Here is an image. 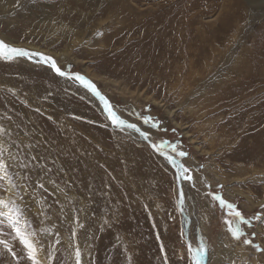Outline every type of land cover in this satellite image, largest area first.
Here are the masks:
<instances>
[{
  "label": "rangeland",
  "instance_id": "1",
  "mask_svg": "<svg viewBox=\"0 0 264 264\" xmlns=\"http://www.w3.org/2000/svg\"><path fill=\"white\" fill-rule=\"evenodd\" d=\"M126 2L134 12L133 17L123 14L120 26L125 31L120 32L114 31L120 20L110 14L78 26V13L73 9V19L57 20L55 0L31 7V12L25 9L27 0H20L16 6L26 10L25 15L17 16L16 1L0 9V22H7L0 28L3 34L47 51L41 53L52 57L66 73L57 76L39 57L0 61V89L15 93L11 96L0 90V108L15 110L24 121L20 129L14 124L12 128L8 122L15 123L13 118L0 116V162L6 165L14 189L10 197L7 184L0 180V199L15 202L21 227L35 233L30 239L37 247L41 264H76L77 248L80 264H89L91 252H98V259L105 264H125L129 254H134L135 262L128 264H194L192 257L201 243L207 250L203 264L223 263L220 255L225 250V256L229 254L227 257L235 264H264V72L250 70L245 73L246 87L235 84L215 100L207 102L201 95L204 87L211 88L213 77L224 76L225 70L240 61L254 67L264 63V0ZM171 13L176 16L174 20ZM134 23L137 27L131 26ZM207 31L211 36L206 35ZM65 51V59L56 57ZM7 70L28 86L20 90L9 85ZM76 75L91 82L117 115L135 124L152 145L159 146L163 141L169 146L154 150L127 127L114 126L102 103L75 79ZM31 82L45 83L49 89L43 94L35 93L29 87ZM7 98L13 100V105ZM31 110L36 113L29 115ZM146 117L151 118L149 123L144 122ZM39 124L40 128H36ZM226 133L235 138L230 142L234 145L229 158L222 149ZM16 139L24 143L23 150L20 159L11 161L8 158L16 156ZM170 145L187 155L177 156ZM158 153L188 168L192 180H178L177 170ZM14 165L21 168L16 177L14 170L18 168ZM181 191L182 210L178 204ZM214 195L234 204L248 221L241 225L244 235L240 240L228 232L225 221L232 216L212 198ZM0 232V240L9 241L16 253L13 258L0 244V264H31L27 250L3 217ZM245 239L252 243L245 244ZM104 255L105 260L100 259Z\"/></svg>",
  "mask_w": 264,
  "mask_h": 264
},
{
  "label": "bare ground",
  "instance_id": "2",
  "mask_svg": "<svg viewBox=\"0 0 264 264\" xmlns=\"http://www.w3.org/2000/svg\"><path fill=\"white\" fill-rule=\"evenodd\" d=\"M12 1H16V4L14 5V7H15V12H16V14H17V16H18V14H20V15H25V11L27 10V11H29V12H31V11H33L32 10V8L31 7H36L37 8V5H42L44 2H46V1H48V0H27V3L25 4V5H27L26 7H25V9L26 10H24V11H22L19 7H17L16 5L18 4V0H0V9H2V8H6L7 6H9L11 3H12ZM20 1V0H19ZM26 1V0H25ZM127 0H55V3H56V7L58 8V10L56 11V13H54V14H56L58 17H56L55 19H57V20H64V19H68V20H71V19H73L74 18V16H75V14H74V11L75 12H77L78 14H76L78 17H77V25L78 26H80V25H88V22L89 21H91V20H94V19H99L100 17H102V16H104V15H106V14H110L111 16H112V18H114L115 20H120L119 21V25H118V28H112V30L114 29V31L116 30H119V32L120 31H122V30H124L125 31V29H124V27H121L120 25L122 24V22H123V17H124V19H125V16L123 15L125 12L127 13V14H131V16L133 17V10L131 9V7H129L128 5H126L125 3H127L126 2ZM134 1V0H133ZM145 1V0H144ZM185 1V0H184ZM192 1V0H191ZM23 2V1H22ZM136 2V1H135ZM138 2H140V1H138ZM179 2V1H178ZM187 3V2H186ZM193 3V2H192ZM127 4H129V3H127ZM158 4V3H157ZM156 4V5H157ZM163 4V3H162ZM161 4V5H162ZM21 5V4H20ZM132 7H133V5L132 4H130ZM146 5V4H145ZM177 5V4H176ZM188 5H189V3H188ZM159 6V5H158ZM181 6V5H180ZM138 7H139V5H138ZM152 7V6H151ZM154 7H156V6H154ZM199 7V6H198ZM141 8V7H140ZM147 8V7H146ZM145 8V9H146ZM153 8V7H152ZM151 8V9H152ZM158 8V7H157ZM161 8V7H160ZM164 8V7H163ZM166 8V7H165ZM169 8V7H168ZM177 8V7H176ZM192 8V7H191ZM74 9V11H72ZM135 9H137V8H135ZM139 9V8H138ZM155 9V8H154ZM42 10L43 9H40V12H42ZM160 10V9H159ZM165 10V9H164ZM170 10V9H169ZM177 10V9H176ZM179 10V9H178ZM177 10V11H178ZM187 10V9H186ZM185 10V11H186ZM149 11H151L152 12V10H149ZM163 10H161L160 12H162ZM182 11V10H181ZM188 11V10H187ZM147 12V11H146ZM150 12V13H151ZM173 12H175V9H174V11H173V9H172V13ZM180 12V11H179ZM140 13V12H139ZM153 13V12H152ZM151 13V14H152ZM170 13V12H169ZM172 13H171V16L170 17H172ZM177 13V12H176ZM143 14V13H142ZM147 14H149V12L147 13ZM151 14L149 15V17L151 16ZM161 14V13H160ZM159 14V15H160ZM168 14V13H167ZM175 14V13H174ZM179 15L181 14V13H178ZM178 14H176V15H178ZM141 15V14H140ZM139 15V16H140ZM154 15V14H153ZM184 15V14H183ZM182 15V16H183ZM187 15V14H186ZM192 15V14H191ZM127 16V15H126ZM162 16V15H161ZM161 16H159V17H161ZM194 15H192V17H193ZM146 17V16H145ZM156 17V16H155ZM165 17H166V15H165ZM169 17V18H170ZM173 17H176V16H173ZM172 17V18H173ZM184 17V16H183ZM187 17V16H186ZM44 18H46V17H44ZM134 18L136 19V17L134 16ZM139 18V17H138ZM161 18H163V16L161 17ZM161 18L160 19H158V21L159 20H161ZM191 18V17H190ZM127 19V18H126ZM134 19V20H135ZM140 19V18H139ZM139 19H136V20H139ZM142 19H144V18H142ZM152 19V18H151ZM156 19V18H155ZM177 19H179V17L177 18ZM128 20H130V19H128ZM147 20V19H146ZM173 20H174V18H173ZM180 20V19H179ZM198 20V19H197ZM20 21H22V20H20ZM140 21H141V19H140ZM140 21H138V22H140ZM144 21V20H143ZM150 21V20H149ZM156 21V20H155ZM157 21V22H158ZM169 21V20H168ZM185 21V20H184ZM45 22V21H44ZM57 22H59V21H57ZM154 22V21H153ZM157 22H155L154 24H156ZM164 22V21H163ZM171 22V21H170ZM176 22H178L177 20H176ZM2 23V24H1ZM62 23V22H61ZM141 23H143V22H141ZM149 23V22H148ZM162 23V22H161ZM172 23H173V21H172ZM171 23V24H172ZM180 23V22H179ZM199 23V22H198ZM46 24V23H45ZM118 24V23H117ZM131 24V23H130ZM136 23H134V24H132L131 26H133V27H135L136 25H135ZM158 24V23H157ZM157 24H156V26H157ZM164 24V23H163ZM167 24V23H166ZM170 24V25H171ZM174 24H175V21H174ZM178 24V23H177ZM181 24V23H180ZM4 25H7V22H0V28L2 29L3 27H4ZM123 25V24H122ZM140 25H142V24H140ZM149 25V24H148ZM147 25V26H148ZM152 25V24H151ZM176 25V24H175ZM197 26L196 27H198V24H196ZM13 26L15 27V25L13 24ZM12 26V27H13ZM130 26V27H131ZM164 26H166V25H164ZM173 26V25H172ZM177 26V25H176ZM184 26V25H183ZM192 26V25H191ZM201 26V25H200ZM114 27V26H113ZM137 27V26H136ZM141 27V26H140ZM157 27H159V26H157ZM170 27L171 26H169L168 27V29H170ZM17 28V26L14 28V30H18V29H16ZM108 28V27H107ZM148 28V27H147ZM147 28H146V31H147ZM161 28H163V26L161 27ZM203 28V27H202ZM0 29V39H4L5 40V42H7V43H10L11 45H13V46H15V47H24V48H27V49H29V50H33V51H36V52H45V53H47V51H45V50H42V49H40L39 47H36V46H34L33 44H29V43H22V42H20V41H14L13 40V38L11 39V38H9L8 36H6L5 34H3L2 33V30ZM135 29V28H134ZM134 29L132 30V31H134ZM141 29V28H140ZM144 29V28H143ZM150 29H152L151 28V26L149 27V30ZM167 29V30H168ZM176 29V28H175ZM178 29H180V28H178ZM183 29V28H182ZM187 29V28H186ZM216 29V28H215ZM142 30V29H141ZM148 30V31H149ZM154 30V29H153ZM156 30V29H155ZM166 29H164V31H165ZM174 30V29H173ZM209 30H211V29H209ZM214 30V29H213ZM129 31H131V30H129ZM143 31V30H142ZM144 31H145V29H144ZM163 31V30H162ZM163 31V32H164ZM168 31H170V30H168ZM175 31V30H174ZM188 31H189V29H188ZM187 31V32H188ZM196 31V30H195ZM202 31V30H201ZM212 31V30H211ZM215 31V30H214ZM217 31V30H216ZM136 32V31H135ZM150 32V31H149ZM159 32V31H158ZM157 32V33H158ZM161 32V31H160ZM166 32V31H165ZM176 32V31H175ZM179 32V31H178ZM182 32H183V30H182ZM209 31H207V33H206V35L208 34V35H210L209 33H208ZM12 33V32H11ZM114 33V32H113ZM125 33V32H124ZM134 33V32H133ZM138 33V32H137ZM152 33V32H151ZM154 33V32H153ZM162 33V32H161ZM167 33V32H166ZM166 33H164V34H166ZM169 33V32H168ZM172 33V32H171ZM180 33V32H179ZM198 33V32H197ZM213 33H215V32H213ZM218 34H221V33H219V32H217ZM16 34V33H15ZM149 34V33H148ZM147 34V32H146V35H148ZM156 34V33H155ZM163 34V33H162ZM175 34V33H174ZM176 34H177V32H176ZM175 34V35H176ZM119 35V34H118ZM122 35H123V33H122ZM126 36H128V34H125ZM152 35V34H151ZM150 35V36H151ZM174 35V36H175ZM121 36V35H120ZM131 36V35H130ZM143 36L144 37H146L144 34H143ZM167 36V35H166ZM171 36V35H170ZM178 36V35H177ZM211 36V35H210ZM149 37V36H148ZM160 36H158V38H159ZM143 38V37H142ZM155 39H157L156 37H154ZM172 38V37H171ZM174 38V37H173ZM172 38V39H173ZM180 38V37H179ZM184 38V37H183ZM204 38V37H203ZM206 38V37H205ZM211 38V37H210ZM144 39V38H143ZM152 39H153V37H152ZM151 39V40H152ZM160 39H163L164 40V38H160ZM159 39V40H160ZM167 39H170L169 37L167 38ZM190 39V38H189ZM212 39H214V37L212 38ZM215 39H217V37L215 38ZM226 39V38H225ZM228 39V38H227ZM148 40V39H147ZM166 40V39H165ZM201 40V39H200ZM160 41H162V40H160ZM159 41V42H160ZM204 41H207V40H204ZM154 42V41H153ZM156 42V41H155ZM166 42V41H165ZM171 42V41H170ZM200 42H202V41H200ZM211 43H210V45L212 44V41H210ZM140 43V42H139ZM150 43H152V42H150ZM167 43V42H166ZM165 43V44H166ZM179 43H180V41H179ZM196 43H198L197 41H196ZM209 43V42H208ZM133 44V43H132ZM143 44V43H142ZM147 43H145V45H146ZM170 44V43H169ZM180 44H182V43H180ZM168 45V44H167ZM173 45H174V43H173ZM177 45V44H176ZM135 46H136V44H135ZM150 46V45H149ZM149 46H148V48H149ZM152 46H153V44H152ZM178 46V45H177ZM182 46V45H181ZM196 46V45H195ZM209 46V45H208ZM213 46H214V44H213ZM138 47V46H137ZM136 47V48H137ZM157 47L158 46H156V49H157ZM140 48V47H139ZM138 48V49H139ZM141 48H142V46H141ZM152 48V47H151ZM216 48V47H215ZM144 49V48H143ZM159 49H160V47H159ZM169 49V48H168ZM177 49H180V47L178 48L177 47ZM176 49V50H177ZM211 49V48H210ZM142 50V49H141ZM147 50V49H146ZM150 50V49H149ZM152 51H154L153 49H151ZM167 50V49H166ZM166 50H164V51H162V52H165ZM182 50V49H181ZM195 50V48L193 49V51ZM213 50V49H212ZM59 51V50H58ZM157 51V50H156ZM156 51H155V53H156ZM50 52V51H49ZM136 52H138V51H136ZM147 52V51H146ZM166 52H168V51H166ZM176 52V51H175ZM209 52H212V51H209ZM142 53V52H141ZM152 53V52H151ZM169 53V52H168ZM172 53V52H171ZM177 53V52H176ZM175 53V54H176ZM181 53V52H180ZM179 53V54H180ZM185 53V52H184ZM159 54V53H158ZM211 54V53H210ZM213 54V53H212ZM262 54H264V53H262ZM67 55L68 54H66V51L65 52H62V53H59L56 57H58L60 60H63V59H65L66 57H67ZM145 55V54H144ZM143 55V56H144ZM148 55V54H147ZM155 55V54H154ZM163 55V54H162ZM166 55H168L167 53H166ZM173 55V54H172ZM158 56H160V55H158ZM182 56H183V53H182ZM199 56V55H198ZM152 57V56H151ZM155 57V56H154ZM161 57V56H160ZM167 57H169V56H167ZM175 57V56H174ZM187 57H188V55H187ZM126 58V57H125ZM133 58V57H132ZM138 58V57H137ZM139 58H141V56L139 57ZM145 58V57H144ZM147 58V57H146ZM150 58V57H149ZM149 58H148V61H149ZM264 58V57H263ZM34 59H36V58H34ZM134 59H135V57H134ZM174 59V58H173ZM210 59V58H209ZM37 60V59H36ZM167 60V59H166ZM175 60V59H174ZM178 60V59H177ZM206 60V59H205ZM154 61V60H153ZM152 61V62H153ZM163 61V60H162ZM168 61H170V59H168ZM199 61V60H198ZM242 61H243V63H242ZM242 61H240L238 64H235V65H233V66H231L228 70H225V72H224V76L222 75L220 78H219V76H217L216 75V78L215 77H213L212 78V80L214 81V83H211L212 84V86H211V88H203L204 90L202 91V93H201V95H202V97H203V99L204 100H206L207 102L208 101H212V100H215V98L216 97H219L220 98V94H221V92H224L227 88H231L232 89V87L231 86H233V85H235V84H239V85H243V87L245 86L244 84H247L246 82H247V80H246V74L245 73H248L250 70H256L257 72H259V73H261V72H264V69H263V65L262 64H264V63H262V64H260L259 65V67L257 66V67H254V66H252V65H250L249 63H246L245 62V60H242ZM18 62H19V60H18ZM23 61H21V63H22ZM150 62V61H149ZM148 62V63H149ZM171 62H173V61H171ZM170 62V63H171ZM210 62V61H209ZM264 62V61H263ZM23 63H25V62H23ZM204 65V64H203ZM207 65H209V64H207ZM121 66V65H120ZM166 66H167V64H166ZM168 66H169V64H168ZM191 67V66H190ZM206 68V67H205ZM207 69V68H206ZM17 71H20V69L18 68L17 69ZM255 71V72H256ZM7 72H9L8 73V77L10 78V81H8L9 82V85H11V86H16V87H18L19 89L20 88H22V87H26V86H28V84L27 83H25V81L24 80H19L18 79V75L17 76H14L13 75V77L11 76V72L10 71H8L7 70ZM194 72H197V71H194ZM193 72V79H195V73ZM211 72V71H210ZM209 72V73H210ZM165 73V72H164ZM179 73V72H178ZM204 74H205V72H203ZM213 73V72H212ZM6 74V73H5ZM200 74V73H199ZM180 75V74H179ZM190 75V74H189ZM256 75V74H255ZM254 75V76H255ZM199 76H204V75H199ZM258 77L260 76V75H257ZM261 76H264V74L262 75L261 74ZM260 76V77H261ZM198 77V76H197ZM250 77V76H249ZM2 78V77H1ZM63 78V77H62ZM61 78V79H62ZM199 78V77H198ZM73 79V78H72ZM207 78H205L204 79V81L206 80ZM209 79V78H208ZM207 79V80H208ZM248 79V78H247ZM253 79V78H252ZM251 79V80H252ZM260 79V78H259ZM258 79V80H259ZM210 80V79H209ZM255 80H257V79H255ZM261 80H263V79H261ZM260 80V81H261ZM201 81V80H200ZM260 81H258L259 83H260ZM188 82V81H187ZM194 82V81H193ZM199 82V81H198ZM203 82V81H202ZM257 82V81H256ZM4 83H5V81H4ZM42 83V82H41ZM36 83V82H31V84H29V87H31V89L35 92V93H45L48 89H49V87L47 88V85L44 83ZM77 83V82H76ZM250 83V82H249ZM199 84H200V82H199ZM204 84V83H203ZM251 84V83H250ZM253 84V83H252ZM261 84V83H260ZM259 84V85H260ZM2 86H3V84H1ZM258 85V84H257ZM8 86V85H7ZM230 86V87H229ZM82 87V86H81ZM235 87V86H234ZM238 87V86H237ZM242 87V86H241ZM240 87V88H241ZM246 87V86H245ZM257 87V86H256ZM251 88V87H250ZM264 88V87H263ZM249 89V88H248ZM248 89H246V90H248ZM251 89H253V87L251 88ZM259 89H260V87H259ZM262 89V88H261ZM0 90H2V92H6V94L8 93H11L12 95L11 96H13V94H15L14 92H12V89H5V88H2V89H0ZM16 90H18V89H16ZM21 90V89H20ZM258 90V89H257ZM256 90V91H257ZM14 91V90H13ZM55 91V90H54ZM88 91V90H87ZM244 91V90H243ZM243 91H242V94H243ZM263 91V90H262ZM261 91V92H262ZM16 92V91H15ZM244 92H246V91H244ZM254 92H255V89H254ZM260 92V93H261ZM83 93V92H82ZM90 93V92H89ZM259 93V94H260ZM264 93V92H263ZM86 94H88V93H86ZM229 94V93H228ZM231 94V93H230ZM253 94V93H252ZM90 95L92 96V94L90 93ZM1 96V95H0ZM14 96H19V95H14ZM222 96V95H221ZM227 96V95H226ZM262 96V95H261ZM19 97H21V96H19ZM95 97V96H94ZM229 97V96H228ZM246 97V96H245ZM96 98V97H95ZM95 98H93V99H95ZM225 98V97H224ZM0 99H1V97H0ZM89 99V98H88ZM222 99V98H221ZM226 99V98H225ZM254 99V98H253ZM256 99H259V97L258 98H256ZM7 101H8V103L10 102L11 103V105H13V103H12V101L13 100H10L9 98H7L6 99ZM90 100V99H89ZM223 100V99H222ZM262 100H263V98H262ZM49 101V100H48ZM48 101H46V102H48ZM248 101V100H247ZM254 101H257V100H254ZM260 102H262V101H260ZM259 102V103H260ZM5 103V102H4ZM101 103V102H100ZM245 103V102H244ZM18 104V103H17ZM22 104V103H21ZM38 104V103H37ZM98 104V103H97ZM253 104V103H252ZM255 104V103H254ZM19 105V104H18ZM215 105H217V103L215 104ZM262 105V104H261ZM9 106V105H8ZM24 106V105H23ZM64 106V105H63ZM245 106V105H244ZM253 106V105H252ZM258 106H260V105H258ZM263 106V105H262ZM1 107V106H0ZM2 107H3V103H2ZM1 107V108H2ZM10 107V106H9ZM8 107V108H9ZM18 107V106H17ZM53 107V106H52ZM255 107V106H254ZM0 108V116L1 115H4L5 117L6 116H8V119H10L9 117H12L13 118V120L15 121V123L13 122V123H11L10 121L8 122L9 123V126L11 127L13 124L15 125V126H18V129H20V127H23L24 126V121H23V118L22 117H18L17 116V112H15V110H13V109H11L12 107H10V109L12 110V112H10V110H6V109H1ZM23 108V107H22ZM216 108V107H215ZM245 108V107H244ZM256 108V107H255ZM254 108V109H255ZM16 109V108H15ZM24 109V108H23ZM222 109V108H221ZM251 109V108H250ZM25 110V109H24ZM23 110V111H24ZM103 110L106 112V115L108 116V114H107V111L105 110V108H103ZM248 111H249V109H247ZM19 111V110H18ZM247 111V112H248ZM28 112V111H27ZM30 112V111H29ZM103 112V111H102ZM219 112V111H218ZM251 112V111H250ZM19 113V112H18ZM23 113V112H22ZM21 113V114H22ZM34 113H36V112H34V110H31V114L29 113V115H32V114H34ZM20 114V115H21ZM25 114H27V113H25ZM24 114V115H25ZM246 114V113H245ZM248 114V113H247ZM251 114V113H250ZM249 114V115H250ZM38 115V114H37ZM242 115V114H241ZM263 115V114H262ZM50 116V115H49ZM106 116V117H107ZM260 116V115H259ZM24 117V116H23ZM26 117V116H25ZM3 118V117H2ZM250 118H252V117H250ZM262 118V117H261ZM261 118H258V120L260 119L261 120ZM7 119V118H6ZM6 119H4V120H6ZM26 119H27V117H26ZM25 119V120H26ZM233 119V118H232ZM247 120V119H246ZM12 121V120H11ZM7 122V121H6ZM5 122V123H6ZM258 122V121H257ZM260 122H262V120L260 121ZM247 123L249 124V120L247 121ZM44 124V123H43ZM233 124V123H232ZM13 125V127L12 128H14L15 126ZM39 127H36V128H40V124L38 125ZM59 126V125H58ZM251 126V125H250ZM9 127V128H10ZM26 127V126H25ZM28 127V126H27ZM36 128H34V129H36ZM138 128V127H137ZM228 128V127H227ZM17 129V128H16ZM129 129V131L132 133V135H134V136H136V137H138L139 139H141V140H144L145 141V139H147L148 140V138H145V136H143V135H141V130L140 131H136V130H134V129H131V128H128ZM37 130V129H36ZM30 131V130H29ZM224 131V130H223ZM251 132V131H250ZM20 134V133H19ZM12 136V135H11ZM18 136V135H17ZM233 139L235 140V138H234V136L232 135V134H230V133H226V138H225V140L223 141V143H222V149H223V152H226V156L229 158L231 155H230V152H229V150L231 149V146H233L234 144H230V142H232L233 141ZM232 140V141H231ZM16 141L17 142H15V145L17 146V148H15L14 150H15V158H13V156H11V158H8L9 160H11V159H16V157L18 158V159H20L21 158V152H22V150H23V145H24V143L20 140V139H16ZM149 141V140H148ZM13 142V141H12ZM37 142V141H36ZM146 142V141H145ZM150 142V141H149ZM234 142V141H233ZM232 142V143H233ZM221 143H220V145H221ZM69 145V144H68ZM26 147V146H25ZM24 147V148H25ZM43 146H41V148H42ZM67 147V146H66ZM40 148V147H39ZM39 148H36L37 150H39ZM43 149V148H42ZM41 149V150H42ZM73 150V149H72ZM21 151V152H20ZM74 152V151H73ZM52 153V152H51ZM9 154V153H8ZM54 154V153H53ZM10 155V154H9ZM45 156H47L46 154H45ZM64 156V155H63ZM36 159V158H35ZM13 160H11V161H13ZM24 160V159H23ZM82 162V161H81ZM84 162V161H83ZM170 163V162H169ZM171 164V163H170ZM125 165V164H124ZM15 166V165H14ZM48 166V165H47ZM172 166L174 167V169H176L177 170V168H176V165L174 164V163H172ZM80 167V166H79ZM124 167V166H123ZM15 168H18V170H14V177H16L17 175L19 176V173H17V172H20V169H19V167H16L15 166ZM51 168V167H50ZM131 168V167H130ZM42 169V168H41ZM78 169V168H77ZM81 169V168H80ZM124 169V168H123ZM82 170V169H81ZM48 171V170H47ZM132 171V170H131ZM81 172V171H80ZM77 174H78V172H77ZM81 175H83V173H80ZM12 178V177H11ZM77 178V177H76ZM83 178H85V176L83 175ZM82 178V180H84ZM4 180V182L7 184V186H6V190H7V195H9L10 197L13 195V193H14V189H13V187L8 183V181H7V179H3ZM78 180V179H77ZM79 180H80V178H79ZM81 180V181H82ZM34 181V180H33ZM79 183V182H78ZM84 186H86L85 184H83ZM85 190V189H84ZM92 191V190H91ZM88 192V191H87ZM182 192V191H181ZM184 192V191H183ZM184 197V196H183ZM185 207V206H184ZM26 210V209H25ZM27 212V211H26ZM30 219H31V217H30ZM186 219H188V217H186ZM33 220V219H32ZM190 220V219H189ZM205 220V219H204ZM5 221V220H4ZM30 223V222H29ZM32 224V223H31ZM5 226V225H4ZM112 226V225H111ZM7 227V226H6ZM5 227V228H6ZM96 228H98V227H96ZM110 229V228H109ZM97 230V229H96ZM9 231H10V229H9ZM105 231V230H104ZM98 232V231H97ZM1 233V232H0ZM15 233V232H14ZM104 233V232H103ZM102 233V234H103ZM12 234V233H11ZM90 234V233H89ZM112 234H114V233H112ZM3 235V234H2ZM6 235V234H5ZM116 235V234H115ZM15 236V235H14ZM101 236V235H100ZM90 237V236H89ZM102 237V236H101ZM105 237V236H104ZM115 238H117V236L115 237ZM1 240H2V238H1ZM4 240V239H3ZM89 240V239H88ZM105 241H106V238H105ZM104 241V242H105ZM119 241V240H118ZM9 242V241H8ZM11 242V241H10ZM103 242V243H104ZM91 244H93V243H91ZM13 245L15 246V244L13 243ZM89 245H90V243H89ZM97 245V244H96ZM103 245V244H102ZM101 245V246H102ZM118 245V244H117ZM11 246V245H10ZM98 246V245H97ZM104 246V245H103ZM105 246H106V244H105ZM112 247V246H111ZM229 247V246H228ZM99 248H101V247H99ZM19 249V248H18ZM95 249L96 248H94V249H90V250H92V251H95ZM110 249V248H109ZM113 249V248H112ZM6 250V249H5ZM16 250H17V248H16ZM108 250V249H107ZM19 251H20V249H19ZM7 252V251H6ZM22 252V251H21ZM24 252H25V250H24ZM225 252H226V250H225ZM225 252H223L221 255H220V258H222L223 259V263H219L218 261L216 262V263H218V264H235V263H237V262H235L234 261V259H232L231 257H227V256H225L226 254H225ZM9 253V252H8ZM98 253V252H97ZM97 253L96 252H91L90 253V255L92 256L91 258H92V260L91 261H89V264H105V262H102L101 260H99L98 258H99V256L97 257ZM116 253H117V251H116ZM111 254V253H110ZM119 254V253H118ZM101 255H103V254H101ZM109 256V255H108ZM107 256V257H108ZM123 256V255H122ZM233 256V255H232ZM37 257H38V254H37ZM119 257V256H118ZM124 257V256H123ZM40 258V257H39ZM105 258V255L104 256H101L100 257V259H104ZM105 260V259H104ZM119 260H120V257H119ZM124 260V259H123ZM135 260V256H134V254H129L128 256H127V260H126V262H125V264H128V263H130V262H132V261H134ZM119 262V261H118ZM135 262V261H134ZM111 263V262H110ZM119 264V263H118ZM121 264H124V261H123V263L121 262ZM239 264V263H238Z\"/></svg>",
  "mask_w": 264,
  "mask_h": 264
},
{
  "label": "snow or ice",
  "instance_id": "3",
  "mask_svg": "<svg viewBox=\"0 0 264 264\" xmlns=\"http://www.w3.org/2000/svg\"><path fill=\"white\" fill-rule=\"evenodd\" d=\"M19 6V0L18 4ZM36 57H39V60L45 64H47L51 70L55 72L57 76H65L66 73L61 70V67L57 66L56 61L49 56H46L45 54L41 52L36 51H30L24 48L15 47L11 45L10 43L5 42L4 39H0V61H15L19 58H27L29 60H32ZM72 78V77H69ZM76 80L81 81L88 89H90L95 95L99 96V92H97L94 85L85 80L83 76H75ZM100 99L103 101L104 98L101 96ZM104 108L107 111L108 118L111 120L112 124L119 128H131L136 131H140L135 124L126 123L125 120L121 119L119 115L113 110L112 106L109 105L106 101L104 102ZM151 120L150 117H146L144 122L149 123ZM153 127H158V124L153 123ZM2 131V130H0ZM141 135L145 136L147 138L146 134L141 132ZM166 146L165 142H161L159 146L153 145V148L157 149L158 151H162ZM173 152L176 153L177 156H186L187 154L183 151H176L175 145H170ZM172 163L176 165L177 173H178V180L184 179L191 181L192 177L189 174V169L184 167L182 164H177L176 161L172 159L171 156L167 157ZM35 159V157H33ZM23 167H28L27 164L22 163ZM7 179L8 183L12 184V178L7 173V167L4 163L0 162V180ZM40 187H43L41 184ZM214 200L219 201V204L221 208H226L229 210V214L232 216L231 220H226L225 223L227 224V230L235 240H240L241 237L244 235V233L241 230L242 224H247L248 221L246 218L241 214L240 211L236 210V206L231 203H227L220 195H214L212 197ZM184 203L183 198V192L180 193V199L178 201L179 206H182ZM0 208L4 209L3 211H0V217H3L7 220L8 225L15 231L16 237L19 239V242L23 245V247L27 250V259L31 261V264H41V261L37 258V247L30 239L31 236L35 235L33 232H26L24 231L23 227H21V216H20V210L15 205V202H9L4 199H0ZM82 226V225H81ZM75 235V232L73 233ZM245 244H251L252 242L245 239ZM0 244L3 245L4 249H6L8 252H10L13 256V258L16 257V253L12 250V247L8 244V242L4 240H0ZM189 252L192 253L193 249L191 244L188 245ZM206 247L203 243L199 245L194 251L193 260L194 264H203V260L206 255ZM80 257L81 253L79 249L77 248L75 252V258H76V264H80Z\"/></svg>",
  "mask_w": 264,
  "mask_h": 264
},
{
  "label": "water",
  "instance_id": "4",
  "mask_svg": "<svg viewBox=\"0 0 264 264\" xmlns=\"http://www.w3.org/2000/svg\"><path fill=\"white\" fill-rule=\"evenodd\" d=\"M77 76V75H76ZM75 77V76H74ZM86 87V86H85ZM87 88V87H86ZM87 90L93 95V96H95L101 103H102V105H103V107H104V102H105V100H101L100 99V95L99 96H97V95H95L90 89H88L87 88ZM145 141H146V143H148L152 148H153V145L147 140V139H145ZM154 150H156L155 148H153ZM157 152V151H156ZM159 155H161V156H163L164 158H166L170 163H171V165H172V162L167 158L168 157V155H166V154H161V153H158Z\"/></svg>",
  "mask_w": 264,
  "mask_h": 264
}]
</instances>
